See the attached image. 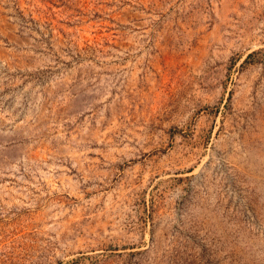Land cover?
I'll use <instances>...</instances> for the list:
<instances>
[{
  "label": "rangeland",
  "instance_id": "374dc122",
  "mask_svg": "<svg viewBox=\"0 0 264 264\" xmlns=\"http://www.w3.org/2000/svg\"><path fill=\"white\" fill-rule=\"evenodd\" d=\"M0 264H264V0H0Z\"/></svg>",
  "mask_w": 264,
  "mask_h": 264
}]
</instances>
